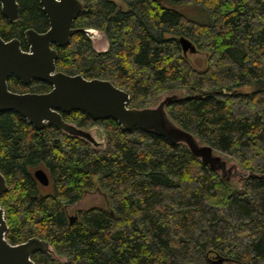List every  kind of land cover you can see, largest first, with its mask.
Returning <instances> with one entry per match:
<instances>
[{
    "label": "trees",
    "instance_id": "1",
    "mask_svg": "<svg viewBox=\"0 0 264 264\" xmlns=\"http://www.w3.org/2000/svg\"><path fill=\"white\" fill-rule=\"evenodd\" d=\"M16 1V22L0 7V37L19 39L26 51L24 31L42 33L49 24L38 0ZM80 1L73 28L104 31L108 48L95 51L76 31L67 46H53L57 71L109 80L129 94L130 108L178 92L167 108L171 118L242 169L264 174V0ZM180 37L194 44L199 65L183 54ZM7 84L16 93L51 89L13 77ZM62 117L102 129L105 148L0 113L5 238L50 242L56 257L36 252L35 264H264V179L226 183L162 137L80 111ZM36 169L48 187L34 179ZM96 190L108 207L70 218L68 207Z\"/></svg>",
    "mask_w": 264,
    "mask_h": 264
},
{
    "label": "water",
    "instance_id": "2",
    "mask_svg": "<svg viewBox=\"0 0 264 264\" xmlns=\"http://www.w3.org/2000/svg\"><path fill=\"white\" fill-rule=\"evenodd\" d=\"M49 27L39 33L27 29L23 39L28 47L21 48L17 38L5 41L0 37V113L14 112L24 118L34 129L53 126L71 138L79 139L92 149L101 151L106 141L99 137L94 127L80 128L66 122L62 114L80 111L93 121L112 119L126 131L134 128L154 134L172 145L185 147L202 165L214 172L221 181L241 186L249 178L264 179V174L242 169L239 164L226 158L199 137L185 130L168 113V106L179 100L178 92L166 93L154 105L141 108L128 107L129 94L109 80L86 79L82 75H67L57 71V51L68 45L71 36L82 32L97 52L106 51L108 41L105 32L96 28L74 29L73 23L83 9L80 0H38ZM1 13L10 23L19 17L16 0H0ZM184 55L196 52L194 44L185 37L179 38ZM10 77L24 84L31 81L44 82L51 86L46 93H16L8 88ZM34 179L43 187L49 178L42 169L33 172ZM8 190L5 177L0 173V198ZM8 226L0 206V264H35L32 255L43 252L53 257L50 242L36 237L12 245L5 235ZM222 259L218 264H223Z\"/></svg>",
    "mask_w": 264,
    "mask_h": 264
},
{
    "label": "rangeland",
    "instance_id": "3",
    "mask_svg": "<svg viewBox=\"0 0 264 264\" xmlns=\"http://www.w3.org/2000/svg\"><path fill=\"white\" fill-rule=\"evenodd\" d=\"M115 1L119 2L118 0H115ZM188 55H190V57H192V60L196 64L199 65L201 63L200 55H198L196 53H192V54L188 53ZM192 55H194V57ZM250 89H251L250 87H243L240 89V91L245 92V91H249ZM159 99H160V97H159ZM157 101H156V103H157ZM94 128L96 130L97 135L99 137H102L105 139L103 132H102V129H100L99 127H94ZM90 207H98V208L106 209L108 207L107 196L104 193H101L97 190L94 192L85 193V195L83 196V198L79 202L68 207V216L70 218H73L75 216L76 211H78L79 209L85 210V209H88ZM223 264H235V263L224 262Z\"/></svg>",
    "mask_w": 264,
    "mask_h": 264
},
{
    "label": "flooded vegetation",
    "instance_id": "4",
    "mask_svg": "<svg viewBox=\"0 0 264 264\" xmlns=\"http://www.w3.org/2000/svg\"><path fill=\"white\" fill-rule=\"evenodd\" d=\"M63 73V72H62ZM66 74V73H65ZM68 75V74H67ZM75 75H77V74H75ZM80 75V74H79ZM35 81V80H34ZM51 87V86H50ZM31 93V92H30ZM50 183V182H49ZM49 186V185H48ZM48 186H46V187H48ZM43 187V186H42Z\"/></svg>",
    "mask_w": 264,
    "mask_h": 264
}]
</instances>
